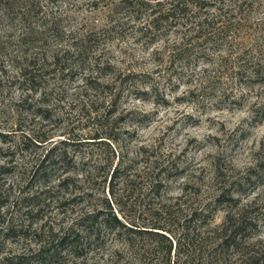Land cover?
Returning <instances> with one entry per match:
<instances>
[{
    "label": "rangeland",
    "instance_id": "obj_1",
    "mask_svg": "<svg viewBox=\"0 0 264 264\" xmlns=\"http://www.w3.org/2000/svg\"><path fill=\"white\" fill-rule=\"evenodd\" d=\"M261 1L258 18L264 12ZM41 3L25 43L18 18L0 5V264H154L164 255L165 242L151 234H119L102 218L113 213L140 229L161 225L176 232L177 218L207 204L191 222L192 242L184 244L189 255L183 264H239L253 244L264 245V81L227 80L200 94L201 80L189 77V69L181 81L173 75L169 82L162 72L146 78L141 72L166 64L165 57L159 61L154 55L162 43L145 47L125 27L91 48L100 66L138 74L119 86L115 98V85H105L113 72L90 73L88 61L69 73L58 71L70 63L63 54L81 25L105 22L103 3L96 9L87 0ZM45 16L56 26L41 33ZM24 51L36 54L47 72L35 91L24 89L16 75L17 55ZM55 53L62 57L57 70L51 60ZM201 64L191 67L199 72ZM95 77L103 84L89 89L87 82ZM68 136L71 161L56 165L44 187L31 177V166ZM128 158L133 161L126 172L109 182L112 166ZM63 177L70 180L60 186ZM158 177L163 185L152 187ZM223 186L232 200L214 204ZM165 205L171 215L162 210ZM92 210L104 211L96 222L97 237L83 236L76 248L59 244L70 227L79 228L78 216ZM227 213L246 228L233 246L217 249L206 235ZM41 246L51 247L44 261L35 257ZM176 259L172 250L171 261Z\"/></svg>",
    "mask_w": 264,
    "mask_h": 264
},
{
    "label": "trees",
    "instance_id": "obj_2",
    "mask_svg": "<svg viewBox=\"0 0 264 264\" xmlns=\"http://www.w3.org/2000/svg\"><path fill=\"white\" fill-rule=\"evenodd\" d=\"M52 2L53 0H48ZM91 2L94 9L98 5L106 8L105 22L97 27L88 28L81 25L80 35L73 40L70 48L65 50L63 55L70 59V63L59 68L61 73H69L73 68L82 65L88 61L90 73L94 70H103L108 73L113 72L111 64L100 66L98 58L93 57L91 48L97 39L106 37L111 33L116 34L122 28H131L133 33L138 37L145 47H151L157 43H162V47L157 48L154 52L156 60L162 61L165 57L166 64L161 69L155 67L150 72H141L146 78H152L153 74H166V80L171 82L172 76L176 75L177 80L181 81L189 69L188 76L198 75L201 80L200 94L210 91L215 84H224L225 81L251 83L264 81V12L258 18V12L261 7V0H87ZM6 7L7 15L18 18L22 31L19 34L21 43H25L29 33L36 27H33L31 17L36 15L44 7L41 0H0ZM56 22L42 19L39 30L44 31L54 29ZM38 30L36 33H40ZM16 75L20 83L26 90L37 89L44 75L43 67L37 63L36 54L33 52H21L17 55ZM71 59L73 64H71ZM53 67L60 65L62 57L55 53L51 56ZM202 62L200 71L193 70L191 64ZM51 64V63H50ZM49 64V65H50ZM159 65V64H157ZM156 65V66H157ZM161 66V65H160ZM196 67V66H195ZM58 68H56L57 70ZM106 69V70H105ZM197 69V68H196ZM54 69L50 72L54 73ZM112 82L105 83L106 88L115 85L116 91L124 82L134 80L138 76L136 72L123 74L121 70H116ZM169 71L172 73L170 74ZM197 71V73H195ZM101 72V71H100ZM162 72V73H160ZM91 74H89L90 76ZM95 77L87 82L88 88L95 90L97 86L103 84ZM111 81V80H110ZM175 86L178 83L174 84ZM113 89V88H112ZM224 91L227 88H220ZM113 93L117 97L120 93ZM112 92V91H111ZM192 94L194 90L191 91ZM40 111V110H37ZM45 111V110H44ZM39 113V112H38ZM97 114H94L96 117ZM98 138V137H93ZM37 142H45L46 139H34ZM72 138L69 136L63 140L54 143L41 157L32 164L30 170L31 177L43 181L44 187L47 185L50 172L59 163H69L67 160L66 147L72 144ZM117 161L109 174V182H113L117 176L126 172L129 163ZM88 175H91L88 172ZM88 178V177H86ZM69 177H63L59 180V185L63 186L69 183ZM105 181V180H104ZM162 180L158 177L152 183V187L162 186ZM231 201L232 195L224 186L220 188L212 202L223 203ZM208 207L191 208L188 217L177 218L176 232L161 225H153L150 229H140L135 224L128 221L122 222L115 214L111 213L110 217L102 218V224L109 226L113 222V228L119 234H151L159 237L165 242L164 255L156 257L154 264H183L187 261L188 255L185 254L184 244L189 245L192 242L190 233L192 231L191 222L199 219L200 215ZM111 208V207H109ZM171 206L165 205L162 210L171 215ZM104 211H86L81 213L76 221L80 224L79 228L74 230L73 226L59 238V244H67L76 248L78 240L83 236L94 235L97 237L99 217ZM246 226L243 220L232 221L227 213L224 222L211 228L206 238H211V243L215 248L223 249L234 245L239 231ZM159 239V241H160ZM174 243V245H173ZM51 247L41 246L36 250L35 257L37 260L44 261L48 257ZM176 254L177 259L171 261V252ZM188 253V252H187ZM179 262V260H181ZM23 264V263H20ZM153 264V263H148ZM239 264H264V245L261 243L253 244L252 249L245 253L240 259Z\"/></svg>",
    "mask_w": 264,
    "mask_h": 264
}]
</instances>
